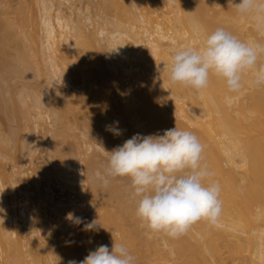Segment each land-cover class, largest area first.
<instances>
[{"label":"bare ground","instance_id":"bare-ground-1","mask_svg":"<svg viewBox=\"0 0 264 264\" xmlns=\"http://www.w3.org/2000/svg\"><path fill=\"white\" fill-rule=\"evenodd\" d=\"M96 2L93 4H98ZM37 3L43 32L40 50L47 52L43 50L47 55L45 64L49 76L42 98L38 97V101L33 97L36 108H47V97L51 93L62 102L69 101L64 91V87L71 86L65 72L66 61H70V66H88L81 75L86 74L88 83L85 82L99 94L92 93L93 99L104 105L106 115L109 113L108 118L111 117L109 123L113 122L112 127H118L122 133L112 140L121 139L123 144L134 134H163L174 127L197 136L203 145L202 164L213 173L208 182H218L220 186L222 212L215 224L201 221L185 234L172 238L151 231L146 224L143 229L139 228L141 220L135 217L136 206L127 196V191L133 193L131 186L123 183V188L120 186L121 190L117 191L115 187L91 181L87 192L81 191L92 198V202L84 200L89 210L88 219L74 224L67 219L71 211L80 219L85 214L82 204L71 195L52 198L44 189L30 190L18 176L10 181L6 179L5 183L2 175L0 264L79 262L100 245L111 249L113 239L125 244L126 237L131 239L135 264H264V87L253 86L250 73L243 75L242 88L235 93L228 91L221 78L211 74L208 87L199 92L191 87L172 85L168 79L172 51L185 46L198 48L202 44L204 33L198 35L193 30V21L209 33L223 27L242 41L264 43V33L256 30L257 19L239 15L228 6L227 0H100V13L97 12L93 20L86 17L84 22L89 24L83 26L78 14L75 20L71 15H61L59 1L53 17L50 15L55 4L52 0H37ZM90 4L92 2L91 7ZM107 12L112 15L109 17ZM99 21L102 26L109 22L107 25H114L115 29L107 27L106 30L90 23ZM93 25L100 28L95 30ZM70 32L72 39L66 37ZM96 35L102 39L98 40ZM100 40L107 44L106 66L99 63L103 57L100 52H104ZM60 44L70 53L64 56L67 64L59 59L66 53L64 48L65 53L58 55V60H63L64 64L60 63L63 68L60 61L59 65L55 61ZM72 59L81 61L74 64ZM141 76L146 81H142ZM109 90L115 93L110 92L116 97L113 101L116 109L106 98ZM56 117L49 124L52 129L57 123ZM107 136L104 137L108 139ZM3 139L0 137L4 147L8 140L2 143ZM74 168L78 169L77 182L67 173L62 180L70 184L76 182L84 188L87 183L84 171L79 164ZM130 214H133L132 225L128 228L124 216L130 217ZM93 221L97 222L95 229L85 231L84 225Z\"/></svg>","mask_w":264,"mask_h":264},{"label":"rangeland","instance_id":"rangeland-1","mask_svg":"<svg viewBox=\"0 0 264 264\" xmlns=\"http://www.w3.org/2000/svg\"><path fill=\"white\" fill-rule=\"evenodd\" d=\"M52 1L53 4L55 3L50 11V15L52 17L55 14L57 6L59 7V1L61 15L64 17L71 15V18L75 20V15L78 14L79 20L82 19V22L80 23L83 24V26H87V24H89V22H84V19L89 17L90 20H93L95 18L94 16L98 14L97 12L100 11L99 8L101 7H99L100 0ZM90 1L92 2V4H90L92 5L91 7L89 6V3H91ZM95 2L98 4H93ZM93 5H95V7ZM88 7L89 9L87 11ZM39 11L40 7L38 6L37 0H0V135H2L0 137L1 139L4 138L2 143H5L4 140H8V142L6 141L7 145L3 144L5 145L4 147L0 143V178L3 175L2 181H5L6 183L8 182V179L10 181L13 177L18 176V179L23 180L27 188L30 190L41 191L44 189L50 193L52 198H58L61 195L66 196L67 198L69 197L68 195H71L72 198H75L78 204H82L81 208L85 215L81 218V220H84L88 219L89 211L85 208L84 202L86 199L88 202H92V198H88L89 195H84L81 191L84 189L87 192L89 188L88 183L92 181L90 179L91 175L97 170L103 171V168L106 166L107 154L103 151V149L111 151L115 147L122 145V141L121 139H118L120 141L119 143V141H116L115 138V141L112 140L115 135L108 130V128L113 125V122L109 123L110 120H108L111 117L108 118V112V116L106 115L104 105L101 106L99 101V105L98 102H95L94 95L99 94H97V91H93V89L88 86L89 84H87L88 81L85 76L86 74L84 75L85 78L81 75L85 71L83 68H88V66L84 67V64L83 67L82 64L81 66L77 65L76 67L68 65L70 64V61L68 62L64 60V56L70 53L69 50L66 49V51V47L61 44L60 46H58L59 44L57 45L58 48L56 47L58 51H56L55 61L56 63L60 61L59 64L63 60L64 63H68H66L67 66L65 65V72L69 75V82L71 86L69 88L64 87V91L67 93V98L69 99L67 102H72V100L73 102L70 103L71 105L68 103V105L66 104L67 102L60 101L59 98L53 96L51 93V95L47 97V108L45 106L41 108L38 107L39 109H37L36 105H34L36 99L38 100L42 98L41 93L48 85L47 80L49 76V74H46V72H49L47 68L48 65L45 64L47 55L44 54L45 50L43 48L40 50V45L42 44L41 40H43V32L41 28L42 22H40L41 13ZM108 13L109 12H107V14ZM110 13V15L108 14L109 17L112 15V12ZM90 23L98 25L103 24L100 21ZM68 24L70 25L71 22ZM105 24L106 26L100 25L101 28L106 30L107 27L110 28H108V30L114 28V25H107L110 24L109 22ZM98 25H93V28L98 30V28H100ZM88 28L89 30L90 28L92 29V27ZM95 33L97 34V31ZM70 35L73 36V33L70 32L67 36H65L68 38L71 37L72 39V36ZM97 38L98 40L102 39L100 36H97ZM104 43L106 45L105 47ZM106 47V42H103L102 40L100 42V48H104V52H100V57H103L100 58L101 61L99 63L103 65L107 62L105 60L108 56V54L105 53L108 52ZM41 51L43 52L41 53ZM76 53L77 52H75V54ZM58 55H60V57ZM62 56L63 58H61ZM75 56L79 59L77 54ZM58 57L63 60H58ZM72 58H74V55ZM74 59L71 61H74ZM67 60H69V58ZM78 61L81 60L76 59L73 63L75 64L76 62L79 64ZM43 65H45V67ZM60 67L63 68L62 65ZM36 70H38V73ZM82 70L84 71L82 72ZM143 76L147 78L146 75ZM144 77L141 79L142 81H146ZM82 78L85 79L84 82H82ZM85 81H87V83ZM62 82L64 83V79H62ZM110 92L112 93L113 91L109 90V92H106V94L108 93L106 98H108L109 102H112L111 107L116 109L117 104L116 106L114 104V99L116 97L113 96L115 93H112V95ZM92 93L94 95H91ZM25 96L28 98L27 100ZM34 96H36V99L33 98ZM32 99L35 101H32ZM91 109L96 112L91 111ZM54 112L58 113L55 115ZM36 113H39L41 117ZM54 117H56L57 123L52 129L49 124L54 122ZM93 128L95 130H93ZM102 136H107L108 139L105 137L103 138ZM75 164H79V168H82L84 171V176L87 182L84 188L76 183L78 169L74 168ZM65 173L68 174L70 179L72 178V180H75L76 182L70 184L62 180ZM59 177H61L60 180ZM123 183L124 185L128 184L131 186V178H111L108 186L115 187L116 190L119 191L123 188ZM127 194H129L127 195L129 201L133 202L132 204L136 206L133 193L127 191ZM70 213L74 214L75 211H71ZM132 215L130 214L131 218L129 216L128 218L127 215L124 216L126 227L128 228H131L130 225H132ZM135 217H137L136 214ZM139 225L140 229L141 227L142 229L144 228V223L142 221ZM124 245L128 248L130 254L134 252L130 238L126 237ZM138 262H140V260H138Z\"/></svg>","mask_w":264,"mask_h":264},{"label":"clouds","instance_id":"clouds-1","mask_svg":"<svg viewBox=\"0 0 264 264\" xmlns=\"http://www.w3.org/2000/svg\"><path fill=\"white\" fill-rule=\"evenodd\" d=\"M227 2L239 15L254 16L258 21L256 30L264 33V22H260L264 20V0ZM193 30L198 35L204 33L202 44L172 51L168 66L170 84L199 92L208 87L211 74L221 78L228 91L235 93L242 88L243 75L250 73L252 85L264 87V43L242 41L223 27L209 33L196 21ZM108 130L115 136L122 134L118 127ZM103 151L107 154L106 166L103 171H95L90 179L107 187L111 178L130 177L135 214L151 231L178 238L198 222L215 224L219 219L220 186L218 182H208L213 173L202 164L203 145L192 132L174 127L163 134L137 133L111 151ZM67 219L82 223L72 213ZM96 224H85L84 230H94ZM68 264H135V257L124 244L113 239L111 249L100 245L83 260H71Z\"/></svg>","mask_w":264,"mask_h":264}]
</instances>
